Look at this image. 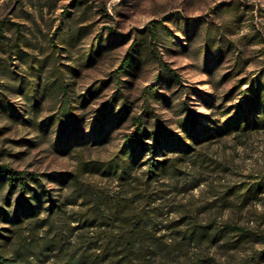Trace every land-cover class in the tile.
Masks as SVG:
<instances>
[{"label":"rangeland","instance_id":"obj_1","mask_svg":"<svg viewBox=\"0 0 264 264\" xmlns=\"http://www.w3.org/2000/svg\"><path fill=\"white\" fill-rule=\"evenodd\" d=\"M0 41V164L46 190L0 183L5 256L109 264L138 223L131 264H264V0H0ZM137 117L169 137L122 173Z\"/></svg>","mask_w":264,"mask_h":264},{"label":"trees","instance_id":"obj_2","mask_svg":"<svg viewBox=\"0 0 264 264\" xmlns=\"http://www.w3.org/2000/svg\"><path fill=\"white\" fill-rule=\"evenodd\" d=\"M5 39H9L8 36L4 37ZM1 43V41H0ZM130 60V57H126L124 60V64H127ZM134 131L129 135L127 142L124 146V153L127 156V159L122 160L124 162L123 167L121 169L122 173L128 172V170L138 161L140 156V152L135 153V147H140L141 152L144 150H148L150 154L155 153L156 149L160 146V141L162 138H168L167 130L161 128H155V130H148L146 127V120L143 117L134 118ZM147 139H152L154 144L149 146L146 144ZM154 158L151 157L147 160L146 164H148V171L152 174L158 175L160 171L164 170V165L159 163V161L154 162ZM118 165H109L108 172L117 171ZM0 183L8 186L11 193L15 191H19L21 196L26 193L33 191L34 195L37 197L38 201H40L42 194H46V190L42 188V181L39 178V175L36 173H28L25 171L14 170L10 168L8 165L0 164ZM40 192H39V189ZM255 191H261L264 189V181L257 184L255 186ZM86 203H90V206L87 210L82 212V215L77 219L80 227L83 228H92V227H102L105 225H109V221L116 220L122 223H126V221L122 218L123 215V206L117 205L110 207V211L107 215L100 212L99 205L95 202H92L87 197H85ZM36 207L31 206L28 210H24L22 208L21 202L18 204L16 215L19 216L20 213L25 214L26 216L31 215L35 212ZM59 206L55 204H50L47 208L49 214H54L58 211ZM26 211V212H25ZM5 216H8V212H3ZM143 229L141 225L134 224L133 227L129 229V232L125 235V243L121 244L119 247L114 246L111 249L110 259L111 262L109 264H131L134 256L137 255L135 243L136 239L141 240L144 238ZM137 240V241H138ZM117 247L119 248L117 251ZM91 246L88 247L85 251L81 252L77 256H70L64 262L60 264H102L103 259L100 256L101 250L99 246L95 247L96 254L93 256L91 253ZM29 257V255H28ZM23 258L21 256L15 258H9L5 256L0 251V264H26L23 262ZM28 261V258H27Z\"/></svg>","mask_w":264,"mask_h":264}]
</instances>
